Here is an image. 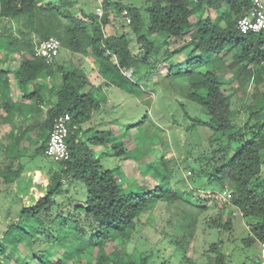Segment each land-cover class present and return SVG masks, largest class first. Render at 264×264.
Segmentation results:
<instances>
[{
  "label": "trees",
  "instance_id": "obj_1",
  "mask_svg": "<svg viewBox=\"0 0 264 264\" xmlns=\"http://www.w3.org/2000/svg\"><path fill=\"white\" fill-rule=\"evenodd\" d=\"M59 1L63 10L44 0H0V17L11 19L16 28L15 34L5 35V42L21 57L14 70L18 87L24 91L27 84L35 83L37 78L51 77L54 68L61 77L60 85L53 90L54 103L45 111L43 122L37 124V137L42 143L34 153L44 155L49 136L46 130H51L56 116L68 113L71 117L66 139L70 159L50 160V176L40 182L36 199L22 207L18 219L8 226L3 237L17 245L24 237L34 241L40 229L44 233L52 226L54 235L51 238L60 247H65L68 242L80 240L85 229L95 243V249L92 253L76 249L78 264H151L149 255L143 252H138L137 259L120 250L106 253L104 241L119 238L122 244L128 242L138 218L151 204L178 201L189 204L193 193V189L186 193L169 184L164 160L159 161L161 170H155V176L160 177L159 184L146 191L137 182L123 186L114 169L103 167L90 146L93 143L102 145L106 137L97 135L92 141L87 137L81 141L80 137L83 138L82 124L92 119L93 112L101 108L107 96L101 85L90 82L83 69L56 65L54 60L46 64L34 56L35 42L55 36L60 40L61 48L91 59L105 83L136 94L140 103L149 106L151 96L145 94L138 82L149 85L152 90L160 87L166 94L189 100L201 108L206 119L192 118L186 128L188 132H194L197 127L209 131L207 148L197 157L199 168L191 174L192 183L204 176L219 191L227 187L230 197L224 204L237 209L248 227L247 236L241 239L243 246L261 249L260 244L264 243V89L256 87L263 82L256 67L264 62V29L245 34L237 29V20L249 13L253 0H142L145 14L139 7L115 3L116 12L123 19H129L126 23L129 32L136 35L141 57L130 48L129 32L105 34L103 27L109 23V0H102L101 17L82 10L74 14L69 8L75 6V1ZM206 9L208 13L204 14ZM124 11L126 16L122 14ZM193 15L198 18L191 25ZM154 35H157L155 41L152 40ZM186 37L189 38L186 47L178 50L182 52V58L174 61L172 46ZM226 54H231L228 64L220 62ZM163 65L166 66L165 73H162ZM225 68L235 70L231 82L236 87L254 84L251 112L243 123L235 121L230 94L222 87L225 81L219 72ZM25 94L32 99L35 113L38 112L43 102L40 89ZM3 104L8 116L15 114L9 110V103ZM146 119L148 113L143 118ZM124 145L119 140L104 148H111V152L119 156L126 153ZM105 153L108 152L101 155ZM7 160L0 169V182L14 184L21 176L20 159L16 154ZM65 178L85 185V199L73 203L71 218L58 215L47 227L40 218L41 213H48L54 205L60 208L53 197L60 191ZM229 222L227 220L221 226L229 227ZM192 233L193 228L187 224L186 233L176 241L177 248L183 253ZM219 245L220 242L213 243V250ZM5 255L0 243V264ZM53 257L47 251H40L23 264L67 263L62 255L55 260ZM253 260L251 264H261L257 254ZM214 264L229 263L217 250Z\"/></svg>",
  "mask_w": 264,
  "mask_h": 264
},
{
  "label": "rangeland",
  "instance_id": "obj_2",
  "mask_svg": "<svg viewBox=\"0 0 264 264\" xmlns=\"http://www.w3.org/2000/svg\"><path fill=\"white\" fill-rule=\"evenodd\" d=\"M51 1L63 10L59 0ZM73 1L76 3L75 6L69 8L72 13L77 14L81 9H85L88 13H96L97 0ZM118 2L139 7L145 14L142 0H109L107 9L109 23L103 27L106 35L129 32L126 20L114 8V4ZM203 13L207 14L208 9ZM197 18V15L191 16L190 24L193 25ZM62 22L66 23V20ZM7 33H16L15 24L11 19L0 17V53L13 54L11 47L5 42ZM152 37L154 41L157 39V35ZM188 39L186 37L172 46L175 53L171 58L174 61H180L182 58V52L178 50L186 47ZM128 40L132 52L141 57L142 52L139 54L140 48L136 35L129 32ZM230 61L231 54H226L220 60L225 64ZM54 63L62 64L64 67L81 68L93 85L102 86L101 89L106 94L107 101L99 110L93 112L89 122L82 124L83 139L87 137L92 141L96 140L93 137L97 135L106 137V141L101 146L93 143L90 147L94 152L99 150V153L95 152L96 157L104 168L114 169L123 186L137 182L144 191L153 189L160 182V177L155 176V170H161L159 161L164 160L169 184L186 193L193 189L189 204L181 201L151 204L138 218L137 227L128 242L122 244L119 238L104 241L106 253L120 250L137 259L138 252H143L149 255L151 264H214L217 250L224 254L225 261L229 264H251L256 254L260 256L263 253L262 249L257 251L253 250V247L243 246L241 239L247 236L248 227L237 209L218 201L215 193L217 194L219 190L213 187V184L208 183L204 176L192 183L191 174L199 168L197 157L207 148L209 135L207 128L197 127L194 132H188L186 129L191 124L192 118L206 119L197 104L166 94L160 87L152 90L149 85L145 86L138 82L145 90V94L151 96L150 105L147 106L139 102L140 99L136 97V94L105 83L91 59L79 54L71 55L64 48L59 49ZM256 69L261 72L263 79V82L258 83L256 87L263 90L264 62ZM55 71V81L59 80L61 83L59 72L56 69ZM165 71L166 66L163 65L162 73ZM234 72L235 70L225 68L219 72V76L225 81L222 85L225 92L230 94L235 121L243 123L251 112L253 104L251 93L254 84L248 83L245 88L236 87L234 82H231ZM44 84L46 85V81L38 78L35 83H28L22 92L40 89L43 94L46 92L43 88ZM12 112L15 113V111ZM30 112L34 113L33 107L21 111L27 117ZM147 113L148 119L143 120ZM34 119L41 123L45 115L37 113ZM111 119L115 122L111 123ZM29 123L31 121H28ZM35 126L38 128V125ZM38 130L39 128L36 133ZM101 130L105 132L100 134L98 131ZM27 136L30 137V134ZM83 139L80 138L81 141ZM119 140L125 143L126 153L117 156L111 152V148H104L105 145L109 146L112 142ZM27 141L30 145L26 147L20 158L18 157L21 163V176L16 183L8 186L0 182V243L6 251L3 264H23V261L30 260L32 254L40 251H47L54 256V260L62 255L67 259L66 264H78V255L74 253L76 249L88 253H92L95 249V243L85 229L80 240L68 242L65 247H60L51 238V235H54L52 226L44 233L40 229L34 241L30 237H24L17 245H13L3 237L8 226L18 219L22 207L28 206L36 199L41 188L40 182L48 175L50 176V160L42 153H34L42 140L34 138ZM102 151L108 153L101 155ZM7 154L13 158L17 151H8ZM85 194L84 184L65 178L60 191L53 197L60 208L54 205L48 213H41L40 218L46 223L45 226L49 227L47 224L58 215L71 218L73 203L83 201ZM227 220L230 221L229 227L221 226ZM187 224L191 225L193 233L184 254L177 248L176 241L186 233ZM78 228L82 230L83 227L78 224ZM216 242H220V245L217 250H213L212 244Z\"/></svg>",
  "mask_w": 264,
  "mask_h": 264
},
{
  "label": "crops",
  "instance_id": "obj_3",
  "mask_svg": "<svg viewBox=\"0 0 264 264\" xmlns=\"http://www.w3.org/2000/svg\"><path fill=\"white\" fill-rule=\"evenodd\" d=\"M47 2L53 1L48 0ZM81 10L86 12L85 9ZM67 52L71 55H75V53H71L70 51ZM20 60L21 57L19 53H0V158H2L0 159V169L4 168L8 162V151H18L17 156L20 158L26 147L30 145V142L27 140L38 138L36 133L38 128L35 125L39 124V122L34 119V115L37 113L40 115H45V111L54 103L53 90L60 84L59 80L55 81L56 71L52 67L53 74L51 77L49 75H44V77H41L42 80L46 81V85H43V88L46 90V92L42 94L43 102L38 108L39 111L36 113L35 111L34 113L30 112L29 117L25 116V114H22L21 111L23 109L29 110L31 107H33V110H35V106L32 99H30L18 87L17 81L14 77V70L19 66ZM1 81L3 83H1ZM4 102L9 103V110L15 111L14 115L8 116V114L5 113L3 109ZM28 121H31V123L28 124ZM110 121L113 123L114 120L111 119ZM49 132L50 129H47L46 134ZM27 134H30V137H28ZM14 139H16V142H13ZM96 151L99 153V150ZM3 185L8 186L10 184Z\"/></svg>",
  "mask_w": 264,
  "mask_h": 264
},
{
  "label": "built area",
  "instance_id": "obj_4",
  "mask_svg": "<svg viewBox=\"0 0 264 264\" xmlns=\"http://www.w3.org/2000/svg\"><path fill=\"white\" fill-rule=\"evenodd\" d=\"M96 13L99 17L103 14L102 0H97ZM126 16V12H122ZM126 21L129 19L126 17ZM237 29L245 33H256L264 29V0H253V6L248 14L237 20ZM61 48L60 40L55 36H49L35 42L33 47L34 56L41 58L46 64H51ZM70 115L62 113L53 120L48 139L45 143L44 155L53 162L67 161L70 159V152L66 143L69 133ZM230 193L227 187L218 191L216 198L221 203L227 202ZM263 253L259 256L261 264H264V243H261Z\"/></svg>",
  "mask_w": 264,
  "mask_h": 264
}]
</instances>
